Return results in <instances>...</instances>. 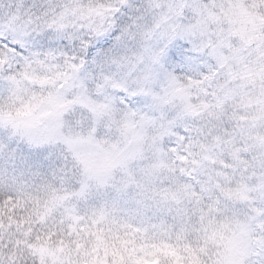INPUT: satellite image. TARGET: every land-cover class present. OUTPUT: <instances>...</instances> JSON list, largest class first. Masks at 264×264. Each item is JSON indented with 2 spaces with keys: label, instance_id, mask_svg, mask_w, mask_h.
<instances>
[{
  "label": "snow or ice",
  "instance_id": "snow-or-ice-1",
  "mask_svg": "<svg viewBox=\"0 0 264 264\" xmlns=\"http://www.w3.org/2000/svg\"><path fill=\"white\" fill-rule=\"evenodd\" d=\"M0 264H264V0H0Z\"/></svg>",
  "mask_w": 264,
  "mask_h": 264
}]
</instances>
